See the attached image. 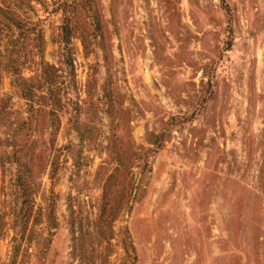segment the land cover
Masks as SVG:
<instances>
[{
	"label": "rangeland",
	"instance_id": "374dc122",
	"mask_svg": "<svg viewBox=\"0 0 264 264\" xmlns=\"http://www.w3.org/2000/svg\"><path fill=\"white\" fill-rule=\"evenodd\" d=\"M0 264H264V0H0Z\"/></svg>",
	"mask_w": 264,
	"mask_h": 264
},
{
	"label": "trees",
	"instance_id": "16d2710c",
	"mask_svg": "<svg viewBox=\"0 0 264 264\" xmlns=\"http://www.w3.org/2000/svg\"><path fill=\"white\" fill-rule=\"evenodd\" d=\"M13 23H14V21L11 23V25H13ZM38 62L40 64V68H41V75L43 76V78H40L39 87L40 88H42V87H48V88H50L49 90H53V91L56 88L59 90L60 89L59 86H58L59 84L56 83L57 78H55V76L53 74H51L50 69H49V68L52 69L53 67H55V65L52 64V63H50L49 61L43 59V58L40 59ZM57 98H58L57 101L59 103L60 97L58 96ZM106 191H107V185H105V188L103 187V198H104V196H105V198H104V201H103V205H102L101 211L104 210L105 204L108 203L107 200H109L106 197Z\"/></svg>",
	"mask_w": 264,
	"mask_h": 264
}]
</instances>
